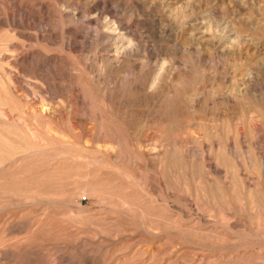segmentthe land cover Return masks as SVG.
Returning a JSON list of instances; mask_svg holds the SVG:
<instances>
[{
  "label": "rangeland",
  "instance_id": "rangeland-1",
  "mask_svg": "<svg viewBox=\"0 0 264 264\" xmlns=\"http://www.w3.org/2000/svg\"><path fill=\"white\" fill-rule=\"evenodd\" d=\"M0 264H264V0H0Z\"/></svg>",
  "mask_w": 264,
  "mask_h": 264
},
{
  "label": "bare ground",
  "instance_id": "bare-ground-1",
  "mask_svg": "<svg viewBox=\"0 0 264 264\" xmlns=\"http://www.w3.org/2000/svg\"><path fill=\"white\" fill-rule=\"evenodd\" d=\"M232 102V101H231ZM24 149V148H23Z\"/></svg>",
  "mask_w": 264,
  "mask_h": 264
}]
</instances>
